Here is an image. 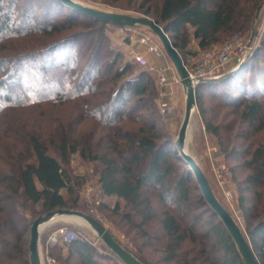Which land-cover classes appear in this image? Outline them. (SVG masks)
<instances>
[{"label":"trees","instance_id":"1","mask_svg":"<svg viewBox=\"0 0 264 264\" xmlns=\"http://www.w3.org/2000/svg\"><path fill=\"white\" fill-rule=\"evenodd\" d=\"M131 3L135 11L164 29L178 52L188 54L189 42H195L201 51L234 36L247 39V44L252 42L257 12L264 0H126L127 5ZM10 6H4L0 0V47L11 52L0 59V67L10 64L9 72L0 77V109L15 107L30 99L56 104L71 102L78 109L93 110H83L82 118H93L99 109H107L101 125L109 130V148L104 155H96L89 142L81 143L72 137L70 128L58 126L57 139L47 142L55 157L48 153L45 141L32 132L26 133L22 141L26 153L0 170V233L22 240L18 231V226H22L20 209L38 205L44 214L56 209H76V201L68 206L61 191L74 193L66 167L70 156L79 153L84 160L100 163L98 183L102 195L125 200L132 214L138 217L135 227L142 235H146L144 225L153 220L158 222L164 262L244 264L224 225L202 196L175 141L156 130L151 113L133 115L135 108L153 104V93L148 91L150 75L145 71L135 72L133 64L126 61L116 67L120 52H113L108 63L102 64V47L111 24L58 0H42L39 5L32 2L29 14L21 15L14 22ZM38 11L39 18L34 21ZM59 17L62 19L58 20ZM83 40L87 45L80 46ZM82 56L86 58L84 70L79 80L74 77L70 81L69 75ZM25 60H33L36 65L32 63L24 76L19 63ZM25 78L26 82L37 78L42 82L41 87L52 92L33 97V93L20 90ZM209 87L219 91L218 97L230 105V110L248 131L244 141L264 129V29L260 45L238 72L196 89V105L204 129L219 138V126L204 118L202 109V98ZM208 92L212 96L216 94ZM20 97L24 99L18 101ZM97 97L104 102L98 107ZM141 118L146 124L138 125L135 130L119 125L124 120L128 123ZM254 144L256 148L252 149ZM243 153L242 165L248 174L235 180L238 204L245 220L241 231L259 263L264 264V192L260 191L264 188V143H249ZM25 154L27 159H23ZM230 155L241 156L234 150ZM248 193L254 199L252 206ZM152 201L163 207L162 211L158 213ZM128 219L133 223L131 217ZM6 248L15 250L10 241L0 240V250L5 252ZM63 248L67 259L75 254L86 264H99L93 259L92 246L78 236L64 247H51L50 253L52 250L61 253ZM20 254L21 251L18 256L9 252L4 258L0 255V264H30L29 258H22ZM134 256L148 264L142 257Z\"/></svg>","mask_w":264,"mask_h":264},{"label":"rangeland","instance_id":"2","mask_svg":"<svg viewBox=\"0 0 264 264\" xmlns=\"http://www.w3.org/2000/svg\"><path fill=\"white\" fill-rule=\"evenodd\" d=\"M4 6L11 5L10 11L13 15L14 22H17L21 15L29 14L31 10L32 2L36 5L42 3V0H1ZM76 2L96 8L103 11L128 14L132 16H143L141 13L135 11L133 3L131 5L126 4V0H75ZM40 11L36 13L34 21L39 18ZM59 17L58 20H61ZM117 29L116 26L110 25L106 30V41L102 47V64L105 65L109 61V57L113 52H120L121 57L116 67L120 66L122 61L130 62L133 64V70L135 72L145 71L150 75V83L148 91L153 93V104L142 105V108H135L134 114L143 115L145 113H151L155 128L159 133L168 135L172 140L176 141L177 134L182 121L184 111V91L179 83V79L174 70V67L166 55L164 49L158 38L144 26H134L129 31L119 32L117 35L114 32ZM264 29V4L257 12V21L255 25V34L252 37V43L255 48L260 45ZM75 31H79L76 28ZM190 33V32H189ZM141 36H145L149 41L157 45L160 51V64H157L154 60L155 55L150 54L146 50V45L139 42ZM239 41L245 43L247 39L231 37L224 40L220 44L214 46H220L228 41ZM80 42V46L87 45L86 40ZM193 42H189L188 51L192 48ZM125 45L135 47V52H146L143 57L149 62L148 65L159 69L160 67H167L168 78L169 74L175 76L178 82L171 85L173 90L175 101L178 103L173 104L175 110L168 116H163L158 109V104L161 100L159 91L157 88L156 73L149 71L147 66H141L123 54V47ZM213 46V47H214ZM9 48L12 45H8ZM212 48V47H211ZM4 49V50H3ZM22 48H19V50ZM210 49V48H209ZM208 50V49H206ZM202 50V52L206 51ZM187 68L194 65L197 58L194 61L187 60V54L184 51L178 52ZM5 55H11L10 51H6L4 47H0V59H4ZM16 55V54H15ZM132 56V55H131ZM37 61V60H36ZM35 61V62H36ZM86 58L84 56L79 57L75 68L70 73V81L75 77L79 80L80 74L84 70V63ZM34 61L25 60L19 63V67L24 70L20 71L28 73L31 68L30 65ZM36 65V63H34ZM26 68V69H25ZM28 69V70H27ZM10 70L9 65H3L0 67V77L4 76ZM18 72V76L21 75ZM36 73V70H35ZM22 76V75H21ZM24 79L22 88H17L16 91L23 90L33 93V97H40L50 94V90H45L41 87L42 82H39L37 78L31 82ZM34 88L35 90H32ZM16 91L14 93H16ZM208 91H214L215 96H212ZM219 91L214 87H209L202 98V109H204V118L210 121L213 125L219 126V138H215L210 133L205 131L202 120V115L198 110L197 105L192 113L188 131L185 139V151L194 159L197 166L205 176L210 187L214 192V196L219 200L221 205L228 211L233 217L236 224L243 229L244 217L238 204V192L236 187V181L241 180L248 174V170L242 165L243 152L245 147L249 143H264V129L254 134L248 141H244L243 137L247 135V130L237 120V115L230 110V105L221 100L218 97ZM88 98V96H87ZM24 99L20 97L18 101ZM98 105H103L101 98H96ZM101 101V102H100ZM130 107V104H128ZM87 108H83L86 111ZM82 109H78L73 103L56 104L48 102L46 100H27L25 103L16 105L15 107H4L0 109V170L4 169V165L15 162L16 157L26 153L24 144L22 141L26 137V133L32 132L38 138L46 142L48 153L57 157L55 151L47 144L48 140L57 139V129L59 127H65L71 129L72 137L80 140L85 144L89 142L92 145L93 153L96 155H104L105 150L109 148V130L107 126H102L101 123L106 114L107 109H99L93 118H82ZM92 112L93 110H87ZM86 111V112H87ZM105 115V116H104ZM146 124L144 118L137 120L136 122L121 121L120 126L128 130H135L138 125ZM59 126V127H58ZM255 145V144H254ZM256 145L252 149H255ZM234 150L239 158H235L230 155V151ZM28 154H25L23 159H27ZM30 157V156H29ZM31 159V158H30ZM246 159V158H245ZM6 163V164H5ZM9 167V166H8ZM66 171L72 180V186L74 187L73 194H67L65 191H61L68 206L75 200L77 203L76 211L86 213L96 218L92 212L97 213L102 218L103 226L115 237V239L126 249H128L133 255L142 257L148 264H170L163 261L162 253V238L160 225L156 220H153L143 227V231L146 235H142L138 228L135 227L138 222V217L132 214V209L128 203L117 197H104L100 190L99 175L101 166L98 161L84 160L80 157L79 153L72 154L69 158ZM234 178V180H233ZM236 180V181H235ZM228 184H232L234 187L229 188ZM264 192V188L260 189ZM228 195L231 196L228 197ZM248 193V197L251 199L250 205L254 204V199ZM156 211L159 213L163 207L152 201ZM22 213L18 231L22 235L21 241H16L8 234L0 233V240H8L15 246V250L6 248V251L0 250L1 258H4L9 252L11 254H19L22 258H29V229L31 223L39 216L44 215L41 213L40 207L35 205L27 210L20 209L19 213ZM30 211H33L31 214ZM133 219V223L128 218ZM240 219V220H238ZM19 220V219H18ZM60 227H66L73 231L76 236L82 238L88 242L94 249L93 259L99 264H119L118 259L104 246V244L98 240L95 232L83 221L80 222L76 219L69 217H62L45 225L41 231L38 242L39 255L45 253L44 240L45 237L52 231ZM50 252V251H49ZM6 253V254H5ZM51 256L56 260L57 264H86L81 261L78 256L73 254L70 259H67L66 250L60 253L57 250H52Z\"/></svg>","mask_w":264,"mask_h":264},{"label":"water","instance_id":"3","mask_svg":"<svg viewBox=\"0 0 264 264\" xmlns=\"http://www.w3.org/2000/svg\"><path fill=\"white\" fill-rule=\"evenodd\" d=\"M58 1L89 17L117 27L132 28L134 26H144L148 28L158 38L162 45V48L164 49L166 55L168 56L174 67V70L179 79V83L184 91V111L180 128L175 141L179 153L184 159V161L187 163V165L191 168L197 180L202 196L211 208L212 213L216 215L224 225L226 231L228 232V235L234 242L244 264H260L254 252L252 251L248 241L245 239L241 228L236 224L235 220L228 213V211L216 199L208 181L197 166L196 162L185 151V139L188 131V126L194 108L196 106V89L202 84L210 83L217 79L227 78L235 74L243 67L245 62L250 58L253 53L250 55L242 56L237 61L231 63L219 76L200 78L194 82L189 78L184 62L180 54L176 50L175 46L171 42L169 36L166 34L164 29L160 27L153 19L144 15L132 16L128 14L103 11L82 5L76 2L75 0ZM250 44L251 41L248 43V45ZM254 50L255 47L253 49V52ZM62 217H73L83 220L95 232L98 240H100L104 244V246L118 259L121 264H143L131 252L127 251V249H125L115 239V237L95 218L86 213L71 209H56L53 211H49L46 214L37 217L31 223L29 229L28 245L30 264H42L38 251V242L41 229L45 225Z\"/></svg>","mask_w":264,"mask_h":264},{"label":"built area","instance_id":"4","mask_svg":"<svg viewBox=\"0 0 264 264\" xmlns=\"http://www.w3.org/2000/svg\"><path fill=\"white\" fill-rule=\"evenodd\" d=\"M119 32L129 31L131 28L128 27H117ZM139 42L146 45L148 53L155 56L160 55V51L157 45L151 43L145 36H141ZM255 45L251 42L250 45L239 41H228L220 46H214L198 56L194 65L190 68H186L189 78L192 81H196L200 78L216 77L220 75L231 63L237 61L240 57L250 55L253 53ZM132 60L141 66H147L149 71L156 73L157 88L161 100L158 104L159 112L163 116H168L175 110V107L165 99V96L171 89V85L178 82V79L174 76L172 79L168 78L167 67H160L155 69L148 65L145 58L138 54H131ZM228 197L231 198L230 195ZM92 214L96 217L98 222H102V218L95 212ZM93 217V216H92ZM94 218V217H93ZM240 220V219H238ZM102 224V223H101ZM103 225V224H102ZM75 233L66 227H60L50 232L44 240L45 253L40 256L42 264H57L56 260L50 254V248L53 246H62L68 244L72 239L75 238Z\"/></svg>","mask_w":264,"mask_h":264},{"label":"crops","instance_id":"5","mask_svg":"<svg viewBox=\"0 0 264 264\" xmlns=\"http://www.w3.org/2000/svg\"><path fill=\"white\" fill-rule=\"evenodd\" d=\"M113 33H115V34H117V35H119L120 33H119V31H118V29H114V32ZM193 44V46H192V48L188 51V54H187V60L188 61H194L196 58H198V56L200 55V53H201V50L198 48V46L196 45V43L195 42H193L192 43ZM135 47H132V45H130V46H127V45H125V47H123V54L125 55V56H128L129 58H131L132 56H131V54H138V55H141L139 52H135V49H134ZM143 55H145L146 54V52H144V53H142ZM143 55H141V56H143ZM146 60V59H145ZM160 60H161V57H160V55L159 56H156V58H155V62L157 63V64H160L161 62H160ZM147 61V60H146ZM148 62V61H147ZM149 63V62H148ZM169 77L170 78H173L174 76H171L170 74H169ZM173 89V88H172ZM172 89H170L169 90V92L167 93V95L165 96V99L166 100H168L169 102H171V103H173V104H177L178 103V98H177V102L175 101L176 99H175V97H174V93H173V90ZM228 186H229V188H233V190H234V187H233V185L232 184H228ZM62 247V246H61ZM64 250H65V248H63L62 250H61V253L62 252H64Z\"/></svg>","mask_w":264,"mask_h":264},{"label":"bare ground","instance_id":"6","mask_svg":"<svg viewBox=\"0 0 264 264\" xmlns=\"http://www.w3.org/2000/svg\"><path fill=\"white\" fill-rule=\"evenodd\" d=\"M69 218H73V217H69ZM74 219H76V220H78V221H80V222H83V220H81V219L73 218V220H74Z\"/></svg>","mask_w":264,"mask_h":264}]
</instances>
